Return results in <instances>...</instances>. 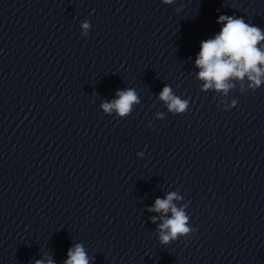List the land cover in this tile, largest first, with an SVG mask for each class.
<instances>
[{"label": "clouds", "instance_id": "clouds-1", "mask_svg": "<svg viewBox=\"0 0 264 264\" xmlns=\"http://www.w3.org/2000/svg\"><path fill=\"white\" fill-rule=\"evenodd\" d=\"M173 0H164V3H172ZM218 24H223L219 33L204 40L200 44V51L195 59V67L199 69L197 78L203 81L202 90L214 89L227 95L229 89L235 85L233 80L243 82L247 78L248 87L256 90L264 84V31L259 27L246 23L243 18L232 15H220ZM82 35L87 36L90 23L85 21L81 25ZM116 99L101 104V108L107 114L113 111L121 117H127L134 104L139 103L137 92L133 88H126L116 92ZM158 99L165 103L169 112L174 115L183 114L188 109V100L175 95L169 85H165L159 93ZM236 107L233 101L230 108ZM230 110L226 109L225 111ZM162 115V114H157ZM181 199L175 192H170L165 198H157L149 212L159 213L160 216L151 217L153 223L157 219L159 242L168 245L180 237L190 236L194 229L189 226V217L183 207H177L173 201ZM171 213L170 216L168 214ZM67 260L64 264H90L82 244H76L69 248ZM34 264H55L49 257L39 259Z\"/></svg>", "mask_w": 264, "mask_h": 264}]
</instances>
